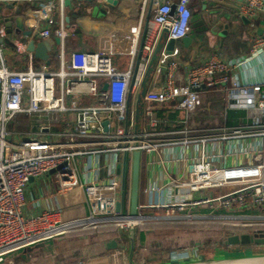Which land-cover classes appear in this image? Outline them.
<instances>
[{
  "label": "built area",
  "instance_id": "built-area-1",
  "mask_svg": "<svg viewBox=\"0 0 264 264\" xmlns=\"http://www.w3.org/2000/svg\"><path fill=\"white\" fill-rule=\"evenodd\" d=\"M21 1L31 5L32 24L28 27L27 40L17 42L13 34L8 35L0 28V38L11 37L16 53L27 56V64L22 69L9 71L0 49V264L7 255L54 239L72 230L74 224L84 229L114 224L125 231L130 226L138 228L161 218L145 215L142 210L146 209H165L167 217H170L168 213L178 212L177 218L196 224L215 223L223 216H197L186 213L187 208L234 210L244 206L264 212V148L246 146L247 141L264 138V80L239 84L232 75L234 69L246 65L252 56L264 50V36L253 30L245 57L227 60L214 51L182 72L178 60L170 58L178 51L173 49L171 55L162 52L144 94L142 130L136 133L134 101L160 32L167 27V39L174 41L188 36L193 0H149L152 16L145 26L137 64L147 0L142 2L138 22L124 35L109 38L107 48L96 52H68L70 32L65 28L63 16L65 2L69 0H0L8 4ZM98 2L107 4L105 11L110 10L108 0ZM56 7L60 13L59 24L52 17ZM262 12L264 0H242L237 11L250 22ZM54 25L57 26L52 28ZM51 38L59 40L58 68L50 71L40 61L41 70L35 71L37 61L26 51V44L29 40ZM116 54L130 58L125 70L112 63ZM104 85H107L105 89ZM214 88L223 92L225 110L245 112L247 122L230 127L189 125L187 118L194 116L202 104V91ZM169 106L185 114V118L176 119L171 128L162 129V123L167 120L156 113ZM67 113L73 115L71 119ZM17 115L36 121V129L7 130V123ZM55 124L61 127H53ZM172 147L187 151L175 160L185 166L184 173L170 178L165 186L142 188V195L149 197L140 199L136 225L118 222L126 220L128 208V188L122 197L124 155L127 178L133 151H141L143 165L146 154ZM229 160L231 165L225 162ZM118 163L120 173L116 169ZM51 171L58 191L83 196L89 208L86 217L65 222L57 209L33 216L24 214L28 182ZM227 186L235 189L224 193L222 190ZM119 202H123L122 213L115 211ZM259 219L264 221V214ZM234 225L244 230L255 226L262 229L264 222ZM117 243L122 246L117 253L123 255L126 240L120 236Z\"/></svg>",
  "mask_w": 264,
  "mask_h": 264
},
{
  "label": "crops",
  "instance_id": "crops-1",
  "mask_svg": "<svg viewBox=\"0 0 264 264\" xmlns=\"http://www.w3.org/2000/svg\"><path fill=\"white\" fill-rule=\"evenodd\" d=\"M116 4H110V10L105 11L107 4L100 5L98 0H69L68 5L64 9L65 28L70 32V36L67 41V50L70 51H82V52H96L107 48L109 38L122 36L126 30L135 25L142 15V2L143 0H116ZM176 2L177 0H172ZM195 5L193 2L191 11L193 15L191 17L190 25L191 30L188 36L195 35V38L189 44H184L182 40L175 42L174 50H177V54L170 58H175L180 63L181 72L186 68L200 63L207 55L216 51L222 58L227 60H236L241 57H245L248 54V48L250 45V35L253 34V30L257 35L264 36V12L260 13L252 22L240 17L237 13L242 0H220V5L223 8H219L218 4H214V9L217 10L213 16L207 20L203 19V22L199 23L198 18L199 10H201V0L197 1ZM209 1L207 0V8L209 7ZM150 1L147 0L146 11L142 15V32L145 28L146 20L149 16H152V10H149ZM198 8V11L195 10ZM0 9L6 14V19L0 24V28H4L6 33L9 31L10 35L13 34L16 37L17 42H25L24 34L28 31V27L32 24L29 19L31 9L30 3L26 1L16 3H3L0 2ZM55 22L59 24L60 13L59 9H55L52 14ZM68 19V20H67ZM244 19V20H243ZM221 23L219 29L211 32L215 24ZM46 25L45 22L42 23ZM227 25V28H224ZM54 25L52 28L56 27ZM252 27L254 29H252ZM11 40V41H10ZM55 40V38L47 39ZM168 41V40H167ZM11 37L8 39L0 38V49L4 58L5 64L9 71H16L22 69L27 64V56L25 53H16L14 46H11ZM141 43V42H140ZM53 46V51L50 54L49 63H42L50 71H55L58 68L57 54ZM173 50V51H174ZM162 52H165L163 50ZM117 60H126L125 66H121V61L116 62V66L125 70L127 68L128 60L130 59L125 55H114ZM112 57V58H113ZM34 58V56H33ZM247 58V57H246ZM36 60V66H40V60ZM232 75L235 77L239 84H249L261 82L264 80V50H260L256 55L252 56L246 65L239 66L232 71ZM228 88V87H227ZM211 91H219L220 88H214L209 90H203L201 93V99H206ZM223 94V92H221ZM220 100L223 101L221 97ZM221 101V105H222ZM233 112V113H232ZM235 113V114H234ZM67 113V118L71 119ZM156 115L164 120L166 123H162V129L171 128L173 121L176 119H182L181 113L175 111L171 106L163 108L158 111ZM25 121L30 125V131L35 130L37 127L36 121L34 123L27 118ZM232 122L231 126H236L241 122H247L245 119V112L243 111H226L224 108V101L222 105V111L220 115L206 116L203 127H219L227 126L228 122ZM195 125V123H193ZM53 127L60 128V124H55ZM230 127V126H229ZM148 129V127H146ZM14 131V129H12ZM258 145L264 148V138H257L253 141H247L246 146ZM187 153L183 148L172 147L170 149H161L159 151H153L146 154L144 163L141 165V178L140 187L149 186H165L170 178L180 176L185 171V166L181 162L177 163L175 160L180 156H185ZM227 165L232 164V160L225 161ZM228 189H232V186H227ZM224 193V189L222 190ZM212 194V192H210ZM217 193V191H215ZM142 195V193H141ZM153 199L154 195H150ZM149 196L142 195V198L147 199ZM25 205L24 214L26 216H33L48 209L60 210V218L63 221L72 220L76 218L86 217L89 213L88 205L83 196L76 192L71 191H58L57 183L51 174L42 176L39 178L31 179L25 189ZM250 204V202H247ZM240 207V206H237ZM235 208L234 210H219L223 215H227L225 218H232L229 225L236 228L244 229L234 224L240 223H260L263 219H259V216L264 212L260 208ZM204 208V207H203ZM201 208H187L186 213H194L195 210ZM209 209V208H208ZM214 212L217 209H211ZM150 212V210H142V213ZM202 214V213H201ZM236 215L235 217H232ZM224 218V217H222ZM137 229L139 238L137 243L144 244L149 237L154 235V232H145L150 229L141 230ZM126 231V230H125ZM93 233V232H92ZM238 232H235L236 234ZM120 233L114 232L110 228H103L99 232H95L93 243L84 242L86 237H77V242L68 241V238L56 237L38 244L31 245L23 248L24 257L20 254L15 258H6L3 264H63L69 262V258H73V261H82L83 264H115V261H119L120 254L117 253L120 249L108 250L106 243L109 240H116ZM92 237V236H91ZM125 239L123 236H121ZM49 243L50 246L46 249L40 248V250L31 249L32 247ZM138 244L136 245L137 249ZM49 249V250H48ZM51 249V250H50ZM19 250V251H21ZM192 250L190 253L192 254ZM63 260V261H62Z\"/></svg>",
  "mask_w": 264,
  "mask_h": 264
},
{
  "label": "rangeland",
  "instance_id": "rangeland-1",
  "mask_svg": "<svg viewBox=\"0 0 264 264\" xmlns=\"http://www.w3.org/2000/svg\"><path fill=\"white\" fill-rule=\"evenodd\" d=\"M198 0H193L195 2V5L198 4ZM209 7L207 10H199L196 8L199 12L198 18H200L199 23L203 22V19H209L210 16H213L217 10L214 9V4H218L219 8L222 5H220V0H208ZM11 46L13 44L11 43ZM56 48V47H55ZM57 51V49H55ZM53 51V49H52ZM51 51V52H52ZM121 61V66H125L126 60H117L116 57L112 58V63L115 65L116 62ZM35 71H40L41 68L39 66L34 67ZM223 98V94L219 91H211V94L207 95L206 99L202 100V104L200 108L195 112L196 114L194 116L188 117V123L190 126H194L196 128H202L205 126L204 120L207 115L211 116H217L220 115L222 111V105L223 101L220 100V98ZM222 101V105H221ZM182 118H185V114L181 113ZM69 117H72L69 115ZM24 115H17L15 116L10 122L7 123L6 128L7 130L17 132H29L30 131V125L25 121ZM195 123V125H193ZM114 130V123H112L111 131ZM117 172L120 173L121 164H117ZM53 171L50 172V174ZM225 192H228L226 187L223 188ZM235 187L232 186V190H234ZM218 211H213L210 208L207 207L197 209L194 211V213L197 216L199 215H211V214H217L223 217H226L222 214L221 211L223 209H218ZM202 213V214H201ZM165 209L160 210H150V212H145V215H158L161 218L160 219H154L147 221L146 224H141V226H138L139 229L145 230L150 229L154 232V235L149 237V239L144 243H137V251L139 252L135 260L136 262H139L141 264L143 263H153L158 261H164L166 258H171L174 256H177L178 254H182V256L190 255V252L195 250V252L203 253L205 256L210 257L212 256L211 251L215 246H220L222 244L223 239L228 234H234L235 232L241 233L246 231H252L255 229H258L255 226L251 229H240L236 228L235 226L229 225L230 219L227 218H219L216 219L215 223L212 222H205L202 224H196V223H188L186 220H182L178 217V212H175L173 214L168 213L170 217H167ZM80 218H76L74 220H78ZM73 220V219H72ZM72 220H67L72 221ZM264 221L260 222L263 223ZM103 228H112L114 232H117V230L121 229V227L111 224L107 226L97 225L95 226V229L88 228L84 229L82 228V225L74 224L72 226V230L60 235L61 238H68V241H72V243L77 242V237H86L85 240L82 241V244H85L84 242L93 243L96 240L94 239V233L99 232V230H102ZM264 229V227H262ZM93 232V233H92ZM92 236V237H91ZM50 246L49 243L38 245V247L34 246L31 249L40 250L46 249ZM127 245L125 246V251L122 256H126ZM49 250V249H48ZM51 250V249H50ZM20 254H22L24 257H26L23 254V250L14 252L12 254L7 255L5 258H15L18 257ZM119 257V258H121ZM69 262H66V260L63 262V264H83L82 261H73V258H69ZM63 261V260H62Z\"/></svg>",
  "mask_w": 264,
  "mask_h": 264
},
{
  "label": "water",
  "instance_id": "water-1",
  "mask_svg": "<svg viewBox=\"0 0 264 264\" xmlns=\"http://www.w3.org/2000/svg\"><path fill=\"white\" fill-rule=\"evenodd\" d=\"M112 4H116V0H108ZM68 5V1L65 2ZM207 7V0H201V9L205 10ZM175 6H172V10H174ZM151 9V3L149 5V10ZM7 14L0 9V24L6 19ZM68 20V19H67ZM149 20V16L146 20V24ZM244 20V19H243ZM218 23V22H217ZM221 23L215 24L211 30L219 29L221 27ZM224 28H227V25H224ZM146 28H144L141 35V43L139 46V53L136 58L135 64H137L139 60L140 50L142 41L145 35ZM8 35L10 32H7ZM25 38L30 36V31H27L24 34ZM168 38V28L164 27L160 35L158 37L156 46L153 50V53L150 57L149 64L147 66L144 78L139 86L137 91L135 101H134V130L136 133H140L142 130V113H143V98L146 92V89L149 85L150 79L152 77L154 68L156 63L162 53L165 50L166 55H171L172 51L175 47V42L172 39ZM195 38L194 34L190 36H186L181 39L184 44L191 43ZM168 40V41H167ZM59 44V40L55 38V40H29L26 44V51L33 54L34 58L43 62L49 63L50 54L52 53V49L54 45ZM107 85H104V89ZM106 122H104V126ZM141 157L142 153L139 150H135L132 152V156L130 158V172L129 176L126 178L125 167H126V155L123 157V164L121 170L122 176V197L124 196L125 190L128 188V208L127 214L124 216L126 220H135L139 217V202L142 197L141 195V187H140V178H141ZM123 202H119L116 204L115 211L118 213L123 212ZM118 232L121 236H123L126 240L127 244V254L126 256H122L119 261H115V264H141L136 262L135 257L139 253L136 250L137 241L139 238V234L137 233V229L134 226H130L126 231L123 229H119ZM145 232H152V230H147ZM106 248L108 250L112 249H121L122 246L116 242V240L112 239L106 243ZM212 256L207 257L203 253L194 252L190 255L182 256V254H178L177 256L171 258H165L164 261H158L153 263H143V264H234L233 262L239 261H256L250 262L251 264H264V229H255L252 231H246L236 234H228L222 241L220 246H215L211 251ZM138 256V255H137Z\"/></svg>",
  "mask_w": 264,
  "mask_h": 264
},
{
  "label": "bare ground",
  "instance_id": "bare-ground-1",
  "mask_svg": "<svg viewBox=\"0 0 264 264\" xmlns=\"http://www.w3.org/2000/svg\"><path fill=\"white\" fill-rule=\"evenodd\" d=\"M138 220H118V222H123V223H125V224H133V225H136V222H137ZM250 262H256V261H250ZM249 261H243V262H239V261H236V262H233L232 261V263H234V264H251Z\"/></svg>",
  "mask_w": 264,
  "mask_h": 264
},
{
  "label": "trees",
  "instance_id": "trees-1",
  "mask_svg": "<svg viewBox=\"0 0 264 264\" xmlns=\"http://www.w3.org/2000/svg\"><path fill=\"white\" fill-rule=\"evenodd\" d=\"M192 15H193V12H192ZM232 113H233V112H232ZM234 114H235V113H234ZM227 125H228V126H231V125H232V122H231V121L228 122ZM110 229H112V228H110Z\"/></svg>",
  "mask_w": 264,
  "mask_h": 264
}]
</instances>
